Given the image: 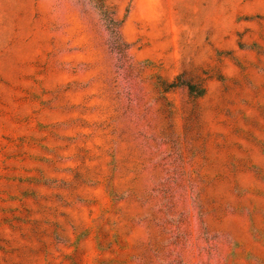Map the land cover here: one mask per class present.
<instances>
[{
	"label": "rangeland",
	"instance_id": "rangeland-1",
	"mask_svg": "<svg viewBox=\"0 0 264 264\" xmlns=\"http://www.w3.org/2000/svg\"><path fill=\"white\" fill-rule=\"evenodd\" d=\"M0 264H264V0H0Z\"/></svg>",
	"mask_w": 264,
	"mask_h": 264
},
{
	"label": "trees",
	"instance_id": "trees-1",
	"mask_svg": "<svg viewBox=\"0 0 264 264\" xmlns=\"http://www.w3.org/2000/svg\"><path fill=\"white\" fill-rule=\"evenodd\" d=\"M171 86H172V87H175L176 85H171ZM187 87H188V89H189L192 93H194V94H196V93L198 92V89H196V87H195L194 85H190V84H188ZM203 93H204V91H200L201 96H202ZM197 94H198V93H197Z\"/></svg>",
	"mask_w": 264,
	"mask_h": 264
}]
</instances>
